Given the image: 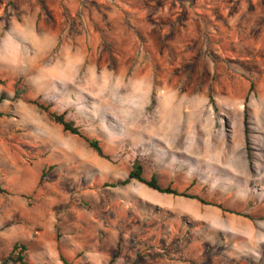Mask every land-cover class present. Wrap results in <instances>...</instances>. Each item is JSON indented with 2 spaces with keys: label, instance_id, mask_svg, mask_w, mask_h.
I'll return each instance as SVG.
<instances>
[{
  "label": "rangeland",
  "instance_id": "obj_1",
  "mask_svg": "<svg viewBox=\"0 0 264 264\" xmlns=\"http://www.w3.org/2000/svg\"><path fill=\"white\" fill-rule=\"evenodd\" d=\"M73 1L69 14L59 0H0V259L22 241L6 202L25 195L44 216L46 264L81 260L67 235L90 212L117 231L114 262L264 264V0ZM135 159L144 177L226 211L135 180L103 186L126 178ZM105 235L110 260L117 244ZM27 260L44 262L32 250Z\"/></svg>",
  "mask_w": 264,
  "mask_h": 264
},
{
  "label": "crops",
  "instance_id": "obj_2",
  "mask_svg": "<svg viewBox=\"0 0 264 264\" xmlns=\"http://www.w3.org/2000/svg\"><path fill=\"white\" fill-rule=\"evenodd\" d=\"M60 1H63L60 3L61 8L62 9L65 8V12L70 14L69 10L71 9L69 7V4L70 5L74 4V1L59 0V2ZM45 4L48 5L47 2ZM41 5H42V1H40L36 10L33 12L32 14L33 17L36 18L39 15V12L41 10ZM20 9L22 8L20 7ZM22 15L24 16V14ZM10 18H11L10 16L7 17L8 20H11ZM29 24L32 25L31 21L30 23H28V25ZM0 25H1L0 27V32H1L2 26H4V24H0ZM9 36L10 33L8 34V37ZM6 204L8 205L7 211L8 214H10L9 216L11 218L9 222L10 226L21 228L20 229L22 232L21 243L25 244L27 247L26 258H27V252L29 250H32V252H36L37 257H39L44 261L41 264H46L44 258H46V251H48L50 248L45 247L44 251L40 250L42 248L39 247L37 242L39 239V231L41 229L43 217H44L43 213L40 214L38 212L39 206H37V204L35 203L33 208L36 211H33L32 210L33 208L28 206L26 198L17 195L9 197V200L6 202ZM75 207L78 209L77 204L75 205ZM33 212L36 213L34 217L32 216ZM89 214L90 215L86 219L87 222H85V225L82 223L80 219H72L70 221V226L72 227L71 229H69V233L67 235L68 241L70 243L69 247L70 249L77 248L83 251L81 260L76 262V264H109L110 253L108 251L110 246L109 244H106L108 237L105 234H108V236L111 235L114 238V242L111 247L114 249V246L116 244L118 245L117 243L118 240L116 237L117 231L112 230V232L110 233L109 231L106 230L107 228H105L104 226L105 223L103 220H101L100 216L92 212H90ZM14 219H18V220L15 221ZM88 229L91 232H89ZM85 230H87L88 234H90L89 235L90 238H88L87 242H84L82 238V232H84ZM15 242H20V241H15ZM116 250L117 248L115 249V251ZM30 263L36 264L33 262ZM113 264H121V259H117L116 262H114ZM124 264L127 263L124 262Z\"/></svg>",
  "mask_w": 264,
  "mask_h": 264
},
{
  "label": "trees",
  "instance_id": "obj_3",
  "mask_svg": "<svg viewBox=\"0 0 264 264\" xmlns=\"http://www.w3.org/2000/svg\"><path fill=\"white\" fill-rule=\"evenodd\" d=\"M251 88H252V84H250V86H249L247 95L251 91ZM21 94H22V91H20L19 88L16 87L14 90L13 99L19 98L21 96ZM247 95H246V98H247ZM6 99H7V94L5 92H0V105ZM209 100L211 103L213 102L211 97H209ZM27 102L29 104L35 106L36 108H38L42 112L46 113L52 122H54L55 124L59 125L62 128L63 132L68 133L72 136H76V137L84 140L87 143V145L89 146V148H91L99 157H102L105 159L108 158L106 155H104V153L100 147L99 141L97 139H90V138L86 137L84 134H82L79 127L76 126L72 120L66 118L65 113H57L55 111H52L48 104L42 103V102L38 101L37 99L29 100ZM243 117H244V119H243L244 132L246 133L247 132V107L246 106H244ZM48 169H50V167L47 168L46 170L42 171L40 178H39V181H38L39 184H41V182L45 179V173ZM131 180H135V181L143 184L147 188H149L153 191H156L158 193H161V194H170L173 196H181V197H185V198H189V199H194L203 205H212V206H215V207H217L223 211H226L222 207L221 204H215V203H212L210 201H207V200L203 199L200 195L190 194L187 192V190L178 191L177 189L172 188L169 185H167L166 187L162 186L159 183L155 173H152L149 178L144 177L143 176V166L138 159H135L132 162L131 168L128 171L126 178H124L122 180L115 181V182L105 183L103 186L113 187V188L118 187V186H125ZM0 192L1 193H7V191L1 187H0ZM22 196L28 198L25 195H22ZM228 212L235 213L234 211H228ZM235 214H239V213H235ZM26 251H27V247L25 244H23L21 242H15L12 245L11 249L8 251V253L5 255V257L0 259V264H32L26 258ZM119 253H120L119 247L117 245V250L113 253L112 257L110 258L109 264L114 263V260H115V258H117L119 256ZM59 258H60V261L62 262V264H72L70 261H68L65 257H63L61 255L59 256Z\"/></svg>",
  "mask_w": 264,
  "mask_h": 264
}]
</instances>
